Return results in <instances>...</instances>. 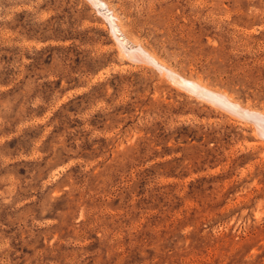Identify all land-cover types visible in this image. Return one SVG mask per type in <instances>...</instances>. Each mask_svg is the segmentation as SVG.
Wrapping results in <instances>:
<instances>
[{"label":"rangeland","instance_id":"rangeland-1","mask_svg":"<svg viewBox=\"0 0 264 264\" xmlns=\"http://www.w3.org/2000/svg\"><path fill=\"white\" fill-rule=\"evenodd\" d=\"M255 114L264 0H0V264H264Z\"/></svg>","mask_w":264,"mask_h":264},{"label":"bare ground","instance_id":"bare-ground-1","mask_svg":"<svg viewBox=\"0 0 264 264\" xmlns=\"http://www.w3.org/2000/svg\"><path fill=\"white\" fill-rule=\"evenodd\" d=\"M260 115V114H259ZM259 115H251L252 117H253V127H254V132H255V134H257V133H259L258 132V129H260L261 130V125L263 126L264 125V118H262V117H264V116H259ZM248 117V116H247ZM252 117H250V118H252ZM249 118V117H248ZM263 129V128H262ZM262 133V132H261ZM262 135H264V134H262Z\"/></svg>","mask_w":264,"mask_h":264}]
</instances>
